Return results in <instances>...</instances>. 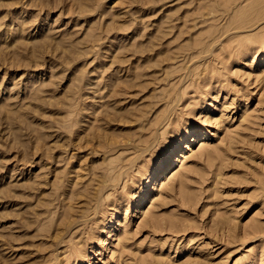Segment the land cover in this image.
Masks as SVG:
<instances>
[{"label": "rangeland", "instance_id": "1", "mask_svg": "<svg viewBox=\"0 0 264 264\" xmlns=\"http://www.w3.org/2000/svg\"><path fill=\"white\" fill-rule=\"evenodd\" d=\"M0 264H264V0H0Z\"/></svg>", "mask_w": 264, "mask_h": 264}, {"label": "bare ground", "instance_id": "2", "mask_svg": "<svg viewBox=\"0 0 264 264\" xmlns=\"http://www.w3.org/2000/svg\"><path fill=\"white\" fill-rule=\"evenodd\" d=\"M247 30V29H246ZM258 53V52H257ZM195 58V56H193V57H190V59H191V61H193V59ZM196 59V58H195ZM100 63V62H99ZM100 66L101 65H99V67L98 68H100ZM167 66H168V64H167ZM174 97V96H173ZM173 100V99H172ZM173 114V113H172ZM169 115V114H168ZM159 124V123H158ZM165 125V124H164ZM161 129V128H160ZM159 129V130H160ZM195 139L196 138H192V141L194 142L195 141ZM186 148H188V144L186 145ZM183 156V155H182ZM165 164H166V160H164L162 163H161V166L159 167V169L161 170V169H163L164 167H165ZM158 171L159 170H157V169H155L154 171H153V173H152V176H151V180H150V182L152 181V180H156L157 179V173H158ZM105 188H106V186L104 185L103 186V188L100 190V194L102 195V193L104 192V190H105ZM105 193V192H104ZM101 195H96L95 193H94V195H93V200H97ZM104 195V194H103ZM98 197V198H97ZM90 215V214H89ZM89 219V218H88ZM78 221L79 220H76L74 223H72V221H68L67 222V224L69 225V226H72V227H70V228H72V229H74L75 228V226H77V223H78ZM71 229V230H72ZM70 232V231H69Z\"/></svg>", "mask_w": 264, "mask_h": 264}]
</instances>
